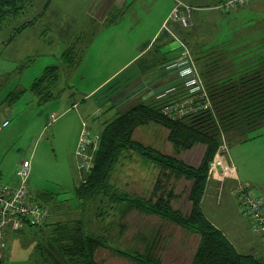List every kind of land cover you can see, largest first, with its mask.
<instances>
[{"label": "rangeland", "instance_id": "rangeland-1", "mask_svg": "<svg viewBox=\"0 0 264 264\" xmlns=\"http://www.w3.org/2000/svg\"><path fill=\"white\" fill-rule=\"evenodd\" d=\"M92 1L52 0L51 7L42 15L46 0H33L31 4V1L26 3L24 8H27L20 17L17 18L18 14H16L5 19L4 26L0 30V181L16 182L17 185L19 182L15 174L17 166L23 159L30 160L27 182L29 194L35 196L41 191H46L54 197L51 203L44 206L47 210L45 221L80 217L81 209L77 206L74 189L84 173L78 168L75 155L81 120H86L88 126L92 125L99 131L117 112L122 111L98 105L91 91L132 51H137L141 44L149 41L150 35L171 2L170 0L137 1L128 9L131 14L125 12L123 18H117L116 22H113L117 26L107 29L104 25L112 23H99L88 12ZM182 1L195 4L211 2L210 0ZM249 2L246 4L249 5ZM263 6L264 4L254 6V9L259 10L258 13H254L255 17L249 15L250 11H246L247 16L239 13L231 16L223 15L220 9L214 13V16H201V22L198 24L199 32L201 30L203 37H208L207 41L213 39L220 45L219 47L230 50V62L237 67L244 62L238 63V55L242 57L246 55L247 61L256 55H264V47L257 48L253 46L255 44L250 45V41L255 39V26H260V20L264 18ZM180 10L186 13L182 7ZM192 10L193 8L190 7V23L187 25L174 17L170 19H175L182 28L189 30L194 26ZM32 19H36L32 25L26 27L22 34L10 39L14 27ZM120 19L123 21L121 24L117 23ZM247 23L250 29L241 31V27ZM203 37L199 36L200 39H204ZM245 40L248 42L247 48H239ZM182 42L181 40L178 42V52L173 62L180 57L184 46L190 51L184 41ZM68 49L71 52L72 62L77 64L75 67H68L65 64L63 52ZM189 56L195 59L193 51L189 52ZM48 65H58V80L48 86L43 83L33 88L32 83ZM3 122L6 124L3 125ZM90 129L94 130L92 127ZM167 133V129L161 125L150 123L136 127L133 138L173 155L187 164L196 165L202 155L203 146L196 144L191 149L175 152L167 139ZM253 135L255 136L251 138ZM249 137L250 139L246 141H232L229 144L227 150L232 162H227L223 158L227 144L220 150L223 166L228 168L230 164H234L235 170L234 173L226 172L224 175L215 171L212 173L216 174L220 183L218 196L226 176L237 173L239 181L248 184L255 193L264 197V125L251 131ZM157 175V168L143 164L136 155H132L130 158L120 160L116 165L112 183L115 187L133 195L147 197L152 191ZM161 183V191L170 188L173 190L172 206L184 213L187 212L189 209L187 191L190 181L173 178L167 180L163 176ZM235 200L229 195L220 203L215 202V199H208L204 201L202 209L206 217L227 235L237 250L243 252L244 238L257 240L255 235L257 232L252 226L254 233L247 227L245 217L237 208ZM97 205L102 204L99 201L90 204L84 216L91 217L93 229L103 226L102 233L111 240L109 243L121 248L142 249L146 242L155 239L157 254L163 263L189 264L198 235L191 234L155 215L139 211L131 212L120 222L125 225V230L119 235L117 215L107 214L102 221L99 216L94 215L100 209ZM11 220L5 219L2 225V231L6 232L2 253L4 254L6 246L13 240L10 234L23 231L26 227L32 228V232L25 233L20 238L18 247L33 248L40 233L38 226L41 225L27 223L19 231L10 227ZM240 221L243 223H239ZM233 224L241 226V234L231 230L230 225ZM262 239L264 241V238ZM11 247L15 249L14 246ZM255 254L264 256L259 252ZM20 256L18 258L22 259V255ZM31 257L30 255L27 259L34 264ZM95 258L99 264H135L106 248L98 249Z\"/></svg>", "mask_w": 264, "mask_h": 264}, {"label": "trees", "instance_id": "trees-1", "mask_svg": "<svg viewBox=\"0 0 264 264\" xmlns=\"http://www.w3.org/2000/svg\"><path fill=\"white\" fill-rule=\"evenodd\" d=\"M30 1L0 0V30L5 19L20 13ZM201 9L197 11L199 20L193 28H183L181 42L184 41L189 52L193 51L195 54V59H191L209 104L202 105L179 119L164 115L162 107L165 104L187 96L184 80L177 74L178 82L167 88L169 90L166 93L165 90L161 92L164 95L159 93L160 96L157 95L151 102L135 103L107 121L97 131L99 138L92 154V165L89 171L82 173L81 180L74 189L77 206L81 209L80 217L45 221L38 226L40 233L31 255L34 264H99L95 254L101 248L135 264H165L157 254L155 239L146 242L142 249L121 248L109 243L111 240L102 233L103 226L93 229L91 217L85 218L84 214L89 205L97 201L104 206L97 205L100 209L94 215L104 221L107 214H116L119 235L125 230V225L120 222L133 211L155 215L198 235L189 264H264V256L240 253L228 237L206 217L201 206L209 177V165L220 145L245 140L249 138L251 131L264 125V55H256L234 67L228 58L230 50L207 41L208 37H203L201 30L199 32L201 16H214L210 4ZM109 18L113 19L114 16L112 18L110 15ZM29 23L30 21L24 25ZM194 28L198 30L197 35L204 39L198 36L196 40L193 39ZM13 35L14 31L10 39ZM63 55L65 64L74 67L70 50L63 52ZM171 64L173 61L168 64L169 69ZM58 70V65L46 66L32 83V87L43 83L45 86L54 84L58 80ZM178 86L182 88L180 93L177 92ZM150 123L167 129V139L175 152L191 149L196 144L203 146L199 162L196 165L187 164L173 155L135 140L133 132L136 127ZM132 155H136L143 164L158 169L155 184L147 197L133 195L112 183L116 165ZM163 176L167 180L173 178L190 181L187 212L172 206L174 194L171 188L161 191ZM53 198L46 191L31 197L44 206L51 203Z\"/></svg>", "mask_w": 264, "mask_h": 264}, {"label": "crops", "instance_id": "crops-1", "mask_svg": "<svg viewBox=\"0 0 264 264\" xmlns=\"http://www.w3.org/2000/svg\"><path fill=\"white\" fill-rule=\"evenodd\" d=\"M137 1L140 0H93L90 6L88 7V12H90L92 18L94 20H98L99 23L102 24H105L107 22H110L108 24L112 23L111 25H104L106 26L105 28L109 29L117 26L113 24V22L115 23L117 18H123L125 12H127V14H131L130 11H128V9L132 4H135ZM170 1H171L170 6L167 9H165L164 13L162 14V17L158 21V25L155 27L152 34L150 35L149 41L141 44L137 51H132L129 56H127L125 59L122 60L120 65H118L108 76L105 77V79L102 82L98 83L97 86L91 91L92 96L94 97V100L98 105L107 106L113 109L116 108L118 110L119 109L125 110L131 105L138 103L140 101L143 102L153 101L159 93L163 92L170 86L174 85L176 81L178 82L179 77L177 76L175 71L169 69L168 64H170V62L175 58V55L178 52V42H180L181 40V33L183 31V28L178 23V21H176L175 19H170L169 17L173 7L176 5V0H170ZM178 1H180L184 5L195 8L192 10L191 16H193L192 22L196 24L199 20L197 11L202 10L201 9L202 7H205L206 5L210 4V7L213 9V14H214L215 12H218L217 10H219L215 6L219 4L221 0H210L211 2L202 3V4L189 3L187 1L184 2L182 0H178ZM32 2L33 0H31L30 4ZM51 3L52 0H46L45 4L43 5V9L41 13L42 15L51 7ZM257 4L263 5L264 0H251L249 2V5L244 4L241 6H234L219 11H222L223 15H228V16L234 15L236 13L247 16L246 13L250 11L249 15L250 16L252 15L253 17L254 13H258L259 11L254 9V6ZM26 8H24L23 12H21L20 14L18 13V15H16L17 18L24 13ZM252 10H254L255 12ZM110 15L112 18L114 16V18L110 19L109 18ZM35 20L36 19L29 20L30 23L27 25H24V23L29 21L23 22L21 25L14 27L12 29V33L14 31L13 38L22 34L25 28L32 25V23H34ZM122 22L123 21L120 19L117 23L121 24ZM249 23H251V20L249 21ZM260 23L261 25L255 26L254 29V31H256L254 35L255 39L250 41L251 43L250 45L255 44L253 46H256L257 48L264 47V18L260 20ZM247 25L248 23L243 25L240 30L246 31L247 29H250V26ZM19 28L20 31H18ZM193 32L195 35L193 39L196 40L199 37L197 35L198 30L195 29L193 30ZM11 35L12 34H10V37ZM211 41H213V43H216V41L213 39H210V42ZM247 43L248 42H246L245 40L243 44L239 45V48L246 47ZM229 57H230V53L228 54V58ZM237 60L238 63L245 61L246 55H243V57L241 55L240 56L238 55ZM76 65L77 64H75V66ZM179 91L181 92L182 88L178 86L177 92L180 93ZM86 122L87 121L84 119L81 120V129L83 123L87 125ZM90 127L96 130L92 125ZM254 136L255 135L251 136V138H253ZM248 139H250V137L243 141H246ZM225 148L226 149L223 152V158L227 162L228 161L232 162L231 157L229 156L227 150V148H229V145H227V147ZM237 182H241L239 181L237 173L235 175H227L222 183L223 186L221 193L218 196L217 190H218V185L220 183L217 179L216 174H211L207 179L206 188L201 201V206L203 205L204 201L208 199L210 200L215 199V202L220 203L223 198L225 199L227 195H229L231 199L232 197L236 199L235 203L237 204V208L240 211L241 209H240L239 197L235 192V187L237 185ZM4 184L15 185L16 182L4 183ZM262 199L264 205V197H262ZM242 215L243 217H245V221H246L245 223L247 227H249V229L253 232V230L251 229V224L249 219L243 213ZM239 223H243V222L240 221ZM214 225L217 227L216 224ZM236 225L238 224L230 225L231 230L233 232H236V234H241L242 233V230L240 228L241 226L239 227L238 225L236 227ZM31 230L32 228L26 227L23 229V231L14 232L10 234V238L12 239L13 237V240L10 239L11 241L6 246L3 257L0 259V264H15V263L18 264L17 262H21L24 264H31L30 260L27 259V257H30V255H32V247L30 248L22 247V246L18 247V243H20V238H22V236L25 233L32 232ZM255 235L258 241L244 238V243H242V248H244L243 249L244 251L243 252L239 251L240 253L255 254V252H259L261 254H264V241L260 235H258L257 233ZM11 246H14L15 249ZM14 252H16V254ZM14 255L17 257H14ZM20 255H22V259L18 258L21 257Z\"/></svg>", "mask_w": 264, "mask_h": 264}, {"label": "built area", "instance_id": "built-area-1", "mask_svg": "<svg viewBox=\"0 0 264 264\" xmlns=\"http://www.w3.org/2000/svg\"><path fill=\"white\" fill-rule=\"evenodd\" d=\"M249 1L250 0H222L215 7L220 10H225L230 7L244 5ZM180 7H182L186 13H182ZM169 17L176 18L184 25L189 24L190 6L177 1ZM184 47L177 61L171 64L170 70L175 71L179 77L183 78L184 86L187 88V96L181 100L169 102L162 107L163 114L171 119H179L188 112L202 105L205 106L209 104L206 91L196 74V68L189 56V51ZM168 90L169 89L166 91ZM160 95H164V93H160ZM196 102L198 103L196 104ZM4 124H6V122H4L3 125ZM98 138V133L91 130L88 125L83 123L75 150L78 163L77 166L81 172L89 171L92 165V153L97 147ZM221 149H224V144L220 145L219 151L210 162L209 176L214 171L220 175H224L226 172L232 173L235 170L234 164H230L228 168L223 166L222 159L219 155ZM15 174L19 179L17 185H9L0 182V259L2 258V252L6 241V232L2 231V225L5 219H12L10 227L13 230H20L22 226L27 225V223L43 225L47 216V210L44 205L31 199L32 196L28 191L27 182L30 174V160H21L15 170ZM235 192L239 197L241 211L249 218L252 229L264 238V205L262 196L255 193L251 187L244 182H238L235 187Z\"/></svg>", "mask_w": 264, "mask_h": 264}]
</instances>
